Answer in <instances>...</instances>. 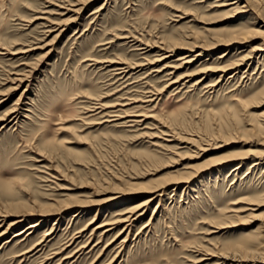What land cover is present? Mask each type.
Returning <instances> with one entry per match:
<instances>
[{
	"label": "rangeland",
	"instance_id": "374dc122",
	"mask_svg": "<svg viewBox=\"0 0 264 264\" xmlns=\"http://www.w3.org/2000/svg\"><path fill=\"white\" fill-rule=\"evenodd\" d=\"M232 1L0 0V264H264V0Z\"/></svg>",
	"mask_w": 264,
	"mask_h": 264
},
{
	"label": "bare ground",
	"instance_id": "6f19581e",
	"mask_svg": "<svg viewBox=\"0 0 264 264\" xmlns=\"http://www.w3.org/2000/svg\"><path fill=\"white\" fill-rule=\"evenodd\" d=\"M238 1L239 0H234V1H232V3L231 4H237L238 3ZM87 2V1H86ZM246 6V8L248 7L247 5H243V6H241V7H245ZM240 11V10H239ZM244 11H246V10H244ZM254 32L251 30V31H247V33H243L242 35H244L245 37L244 38H248L249 37V35H251V34H253ZM255 33H257V32H255ZM241 35V34H240ZM252 36V35H251ZM241 37H243V36H241ZM240 36H237V35H235L234 37H233V39H230L229 40V42H228V45H233L232 43H235L236 41H237V39H239V38H241ZM232 38V37H231ZM250 38V37H249ZM239 41V40H238ZM193 48H198V49H200V50H198V51H196L197 52V54H196V56H202L204 53H206L209 49H207L206 47H203V46H200V45H196V46H193ZM193 48H191V50L190 51H194V49ZM197 50V49H196ZM226 55H228V50H226L222 55H220V57L219 58H224ZM169 56L168 55H166V56H164L162 59H165V58H168ZM180 59H182L184 62H182L183 64H188V63H192L195 59H196V57H194L193 58V55H189V54H186L185 56H183L182 58H180ZM245 60H246V58H245ZM235 66H237V65H235ZM177 68V67H176ZM236 68V67H235ZM230 69H234V67L233 68H230ZM229 69V70H230ZM219 71H223L222 69H219ZM173 72V71H172ZM171 72V73H172ZM175 82L177 81V80H174ZM179 81V80H178ZM198 82V81H197ZM196 82V83H197ZM21 99V98H20ZM263 101V100H262ZM264 102V101H263ZM13 113H15L14 111H12ZM255 127H256V125H255ZM235 170V169H234ZM238 170V169H237ZM236 170V171H237ZM165 187V186H164ZM154 200V198L152 197V198H150V199H148V200H146V201H144V202H142V203H140V204H138V205H136L133 209H131L130 211L128 210V212L127 213H129L128 214V216L126 217V219L125 220H123V221H125V222H129V223H132V221H134V220H136L138 217H140V216H142V215H144V213H145V210H146V207L152 202ZM159 205V204H158ZM235 212H237V211H235ZM122 219V218H121ZM120 219V220H121ZM122 222V221H121ZM119 223V222H118ZM129 225V224H128ZM37 226V223H35V224H32V225H30L28 228H26V229H24V230H21L20 232H18V233H16V235L15 236H22V235H24L25 233H27V231H28V229H33L34 227H36ZM99 227V226H98ZM100 227H101V225H100ZM99 227V228H100ZM103 227V226H102ZM126 227V226H125ZM4 232H2L1 234H0V236L3 234ZM4 235V234H3Z\"/></svg>",
	"mask_w": 264,
	"mask_h": 264
}]
</instances>
